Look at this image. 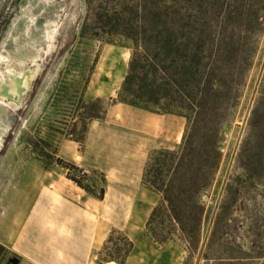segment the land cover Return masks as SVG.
<instances>
[{
	"label": "rangeland",
	"instance_id": "1",
	"mask_svg": "<svg viewBox=\"0 0 264 264\" xmlns=\"http://www.w3.org/2000/svg\"><path fill=\"white\" fill-rule=\"evenodd\" d=\"M258 2L248 66L241 79L224 78L218 174L197 199L203 221L192 238L160 244L147 223L161 195L144 186V172L154 150L182 143L187 120L118 99L131 54L80 42L87 0H0V83L21 66L42 65L20 109L0 103V264L13 256L20 264H106L126 238L134 244L126 264H264Z\"/></svg>",
	"mask_w": 264,
	"mask_h": 264
},
{
	"label": "trees",
	"instance_id": "2",
	"mask_svg": "<svg viewBox=\"0 0 264 264\" xmlns=\"http://www.w3.org/2000/svg\"><path fill=\"white\" fill-rule=\"evenodd\" d=\"M258 5V0H87L80 42L115 45L131 54L118 99L187 120L182 143L154 150L144 172V186L161 195L147 223L160 244L175 236L192 238L203 221L197 199L218 174L224 78L231 72L241 79L248 66V28L259 20ZM125 240L127 247L108 262L127 263L134 244Z\"/></svg>",
	"mask_w": 264,
	"mask_h": 264
},
{
	"label": "bare ground",
	"instance_id": "3",
	"mask_svg": "<svg viewBox=\"0 0 264 264\" xmlns=\"http://www.w3.org/2000/svg\"><path fill=\"white\" fill-rule=\"evenodd\" d=\"M53 45H50L48 54L52 51ZM42 68L41 64H36L33 70L21 66L17 74H11L3 78L0 83V103L14 109H20L23 99L32 83L34 75ZM115 264V263H111Z\"/></svg>",
	"mask_w": 264,
	"mask_h": 264
},
{
	"label": "water",
	"instance_id": "4",
	"mask_svg": "<svg viewBox=\"0 0 264 264\" xmlns=\"http://www.w3.org/2000/svg\"><path fill=\"white\" fill-rule=\"evenodd\" d=\"M7 264H20V259L13 256V257H11L9 259V261L7 262Z\"/></svg>",
	"mask_w": 264,
	"mask_h": 264
},
{
	"label": "crops",
	"instance_id": "5",
	"mask_svg": "<svg viewBox=\"0 0 264 264\" xmlns=\"http://www.w3.org/2000/svg\"><path fill=\"white\" fill-rule=\"evenodd\" d=\"M106 264H111V262H107Z\"/></svg>",
	"mask_w": 264,
	"mask_h": 264
}]
</instances>
